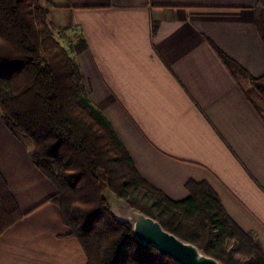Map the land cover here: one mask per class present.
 Segmentation results:
<instances>
[{"label": "crops", "instance_id": "1", "mask_svg": "<svg viewBox=\"0 0 264 264\" xmlns=\"http://www.w3.org/2000/svg\"><path fill=\"white\" fill-rule=\"evenodd\" d=\"M257 0H51L47 20L81 34L84 89L138 172L167 196L206 181L228 216L264 250V102L209 41L253 76L264 74ZM30 144L0 115V173L23 216L0 234V264H86Z\"/></svg>", "mask_w": 264, "mask_h": 264}, {"label": "trees", "instance_id": "2", "mask_svg": "<svg viewBox=\"0 0 264 264\" xmlns=\"http://www.w3.org/2000/svg\"><path fill=\"white\" fill-rule=\"evenodd\" d=\"M51 5V0H0V115L30 144L28 155L55 186L46 200L58 206L86 264H178L139 243L128 225L112 217L100 197L105 184L224 264H264L256 235L228 216L209 183L190 179L188 195L174 200L138 172L113 125L84 89L75 59L87 48L84 36L74 34L64 47L56 32L63 38L68 29H56L47 20ZM254 22L264 44V0L255 4ZM209 42L226 69L248 82V97L264 102V74L253 76ZM23 214L0 173V234Z\"/></svg>", "mask_w": 264, "mask_h": 264}, {"label": "water", "instance_id": "3", "mask_svg": "<svg viewBox=\"0 0 264 264\" xmlns=\"http://www.w3.org/2000/svg\"><path fill=\"white\" fill-rule=\"evenodd\" d=\"M100 197L105 200L112 217L117 222L128 225L139 243L154 247L161 255L178 264H224L196 245L166 230L157 219L132 207L125 199L119 198L108 184L101 188Z\"/></svg>", "mask_w": 264, "mask_h": 264}, {"label": "rangeland", "instance_id": "4", "mask_svg": "<svg viewBox=\"0 0 264 264\" xmlns=\"http://www.w3.org/2000/svg\"><path fill=\"white\" fill-rule=\"evenodd\" d=\"M43 3V0H42ZM56 37L61 41L62 45L66 48H69L71 40L74 39L73 35L69 32H67L66 37L61 38L59 36V33L56 32Z\"/></svg>", "mask_w": 264, "mask_h": 264}]
</instances>
